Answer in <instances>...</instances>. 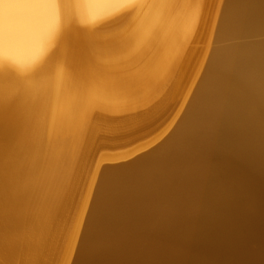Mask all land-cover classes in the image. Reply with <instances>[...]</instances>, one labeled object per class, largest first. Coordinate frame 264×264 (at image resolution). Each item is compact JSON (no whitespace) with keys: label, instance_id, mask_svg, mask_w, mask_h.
Masks as SVG:
<instances>
[{"label":"bare ground","instance_id":"bare-ground-1","mask_svg":"<svg viewBox=\"0 0 264 264\" xmlns=\"http://www.w3.org/2000/svg\"><path fill=\"white\" fill-rule=\"evenodd\" d=\"M0 264H264V0H0Z\"/></svg>","mask_w":264,"mask_h":264},{"label":"water","instance_id":"water-1","mask_svg":"<svg viewBox=\"0 0 264 264\" xmlns=\"http://www.w3.org/2000/svg\"><path fill=\"white\" fill-rule=\"evenodd\" d=\"M180 125L181 121L179 124L174 125L170 132L156 144L145 151L136 154L130 159L116 163L104 164V170L102 172V176L100 177V181L98 182L101 184L103 179L106 178L107 181L109 180V184L114 187L113 190H116L118 194L121 195V193H124V196L131 195V197L137 194V199L145 195V191L148 188L142 185V180L146 175L151 173V177L154 176L155 179H159L163 182V184H165L167 181L156 172H158L162 165L166 163L170 165V168L167 170L168 174L172 175L178 169L180 172L181 165L177 168L176 164L181 162V156L174 147L175 139L178 136V133H180ZM151 184H153V178H151ZM146 204L145 198L140 200L134 207V210H139L141 215H137L140 218L156 216L160 211H162V209L157 206L156 208H154V206H150L147 209ZM127 208L128 207L123 210H126ZM173 243L174 242L170 240L167 243H163V246L164 248H171L170 246H172ZM155 250H157V247ZM155 262L157 263V260Z\"/></svg>","mask_w":264,"mask_h":264},{"label":"rangeland","instance_id":"rangeland-1","mask_svg":"<svg viewBox=\"0 0 264 264\" xmlns=\"http://www.w3.org/2000/svg\"><path fill=\"white\" fill-rule=\"evenodd\" d=\"M212 45H213V41H212ZM201 46V45H200ZM174 116V115H173ZM172 120V118L170 119ZM166 126V125H165ZM164 126V127H165ZM173 128V127H172ZM157 132L159 131H156V133H154L153 135L157 134ZM150 138L148 139H142V141H137L136 143H132V144H129L128 146H121V147H115V148H108V149H101L99 152H97V154L99 155L102 154V153H110V154H116V153H121V152H124V151H127V150H130L131 148L143 143V142H146L147 140H149Z\"/></svg>","mask_w":264,"mask_h":264}]
</instances>
